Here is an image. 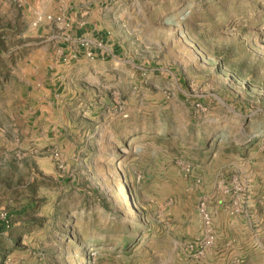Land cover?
Listing matches in <instances>:
<instances>
[{
    "label": "rangeland",
    "instance_id": "obj_1",
    "mask_svg": "<svg viewBox=\"0 0 264 264\" xmlns=\"http://www.w3.org/2000/svg\"><path fill=\"white\" fill-rule=\"evenodd\" d=\"M103 5L0 0V264H264V0Z\"/></svg>",
    "mask_w": 264,
    "mask_h": 264
},
{
    "label": "crops",
    "instance_id": "obj_2",
    "mask_svg": "<svg viewBox=\"0 0 264 264\" xmlns=\"http://www.w3.org/2000/svg\"><path fill=\"white\" fill-rule=\"evenodd\" d=\"M105 0H35L36 8L33 14L39 22L38 28L33 32L35 36L47 35V33H62L61 40L56 52H67L74 46V55L81 54L84 47L90 44L93 56L101 55L103 47L108 39L103 31L104 27L102 15L105 14ZM76 7H81L76 9ZM88 42L84 43V40ZM42 44L44 41H41ZM88 44V45H89ZM87 45V46H88ZM93 46H96L93 48ZM43 54L46 50L42 45ZM47 47V44H46Z\"/></svg>",
    "mask_w": 264,
    "mask_h": 264
},
{
    "label": "bare ground",
    "instance_id": "obj_3",
    "mask_svg": "<svg viewBox=\"0 0 264 264\" xmlns=\"http://www.w3.org/2000/svg\"><path fill=\"white\" fill-rule=\"evenodd\" d=\"M123 188H124V187H123V186H121V189H122V190H123Z\"/></svg>",
    "mask_w": 264,
    "mask_h": 264
}]
</instances>
